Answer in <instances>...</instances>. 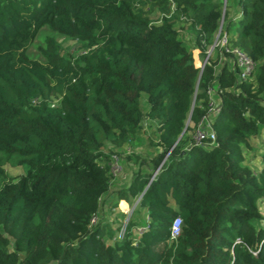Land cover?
Masks as SVG:
<instances>
[{
    "label": "trees",
    "instance_id": "1",
    "mask_svg": "<svg viewBox=\"0 0 264 264\" xmlns=\"http://www.w3.org/2000/svg\"><path fill=\"white\" fill-rule=\"evenodd\" d=\"M228 1L0 0V264H264V0ZM144 118L160 151L124 156ZM121 155L151 166L102 202Z\"/></svg>",
    "mask_w": 264,
    "mask_h": 264
},
{
    "label": "rangeland",
    "instance_id": "2",
    "mask_svg": "<svg viewBox=\"0 0 264 264\" xmlns=\"http://www.w3.org/2000/svg\"><path fill=\"white\" fill-rule=\"evenodd\" d=\"M228 5H229L228 6L229 13H231V15L235 16V14L237 12L236 0H229ZM154 17H156V16H154ZM47 35H51V32L48 30V28L43 27L39 30V32L36 35L33 43L27 49V52L29 53V55H31V57H33L39 61L44 60L43 55L41 53V49L39 47L43 46V39ZM184 36L191 38V34L188 32L184 33ZM55 37L62 47V54L66 55V56H70V55H76V54L80 53L79 42H77V41L74 42L71 39H69L68 37H63V36H59V35H56ZM218 39H219V37H218ZM218 39H217V41H218ZM217 41H216L215 45L217 43H220V44L223 43L224 40L222 38L219 40V42H217ZM211 49H212V46L210 47L209 51ZM193 52H194V59H195L194 62L197 63V65L203 66V64H204L203 61L201 62L198 58V50L194 49ZM211 101L213 102V100H211ZM214 106H217V103H215ZM140 107H141V111L143 113H145L149 107V103L147 101V97L145 94L142 95ZM155 128H156V122L155 121L144 118L142 120L141 129L135 133L134 137L132 139H130V141L127 144L120 147L118 151L121 152V154L123 153V155L127 154V153H132L134 156L138 155L142 158H147V159L153 158L160 151V149L156 146L157 136L155 134ZM205 131L209 132L208 129H206ZM262 131H263V129H262ZM255 141L258 142V140H252L254 145L256 143ZM111 148H112V145L110 144V142L107 141L102 145L101 150L108 151ZM258 152L260 153V150ZM124 156L119 157L117 160V164L121 167V169L113 175L112 180H111V182H112L111 190H109V192L104 194L102 202H104V199L107 202L110 201L112 198H115V192L117 190L122 189V188H126L136 171H138L140 169L143 172H145L151 166L150 163H143V162L141 163L135 157H132L130 159H126ZM247 156L251 158V156H252L251 151H247ZM247 164L256 170H259L261 168L260 156L257 155L255 158H253L251 160V162H248ZM6 172L9 176H16V175L22 174L23 170L20 167H6ZM105 205H106V209H107V204H105ZM127 208L128 209L126 211V217H123L125 220L122 217H120V213L122 210L119 207L114 209L116 213L114 214V216L113 215H111V216L113 218H115L116 216H118L116 214H119L120 220L126 221V219L130 215L133 214V217L138 220L139 225L141 227L143 225V219L145 217V212L144 211L141 212V210H139V208L135 209L134 207H133V211H132L131 206H128ZM131 212H132V214H131ZM107 214L108 213L105 214V216H104L105 218H109L108 216H106ZM104 217H102L100 210H99L98 211L99 220L103 219ZM134 231L137 234V232L139 230L136 229Z\"/></svg>",
    "mask_w": 264,
    "mask_h": 264
},
{
    "label": "built area",
    "instance_id": "3",
    "mask_svg": "<svg viewBox=\"0 0 264 264\" xmlns=\"http://www.w3.org/2000/svg\"><path fill=\"white\" fill-rule=\"evenodd\" d=\"M240 55H241L240 63L245 65L244 72H247L251 69L252 63L249 59H246L242 54H240ZM201 67H202V65H201ZM217 110H218L217 106H214L211 104L210 111L214 112ZM206 136H209L210 139L213 140L214 139V132L212 130H210L209 132H206L205 130L197 129L196 133L194 135V138H195L197 143H201V142H203V139L206 138ZM119 170H120V166L117 163L113 164L112 171L117 172ZM155 175L153 176L152 180L154 179ZM180 226H181V218L177 217L176 219H174L172 226H171V237L172 238H175L180 233Z\"/></svg>",
    "mask_w": 264,
    "mask_h": 264
},
{
    "label": "crops",
    "instance_id": "4",
    "mask_svg": "<svg viewBox=\"0 0 264 264\" xmlns=\"http://www.w3.org/2000/svg\"><path fill=\"white\" fill-rule=\"evenodd\" d=\"M129 205L126 203V202H123V201H121L120 202V204L118 205V207L122 210V212H125L126 213V211H127V207H128ZM134 207V206H133ZM114 211V210H113ZM100 213H101V215H102V217H104L105 216V214L106 213H108L106 216H108L109 218H105L104 217V219H107V220H112L113 218H112V216H110V213H109V211H108V208L106 209V205L105 204H103V206H102V208L100 209ZM127 220V219H126ZM137 229V228H136ZM135 229V230H136Z\"/></svg>",
    "mask_w": 264,
    "mask_h": 264
},
{
    "label": "water",
    "instance_id": "5",
    "mask_svg": "<svg viewBox=\"0 0 264 264\" xmlns=\"http://www.w3.org/2000/svg\"><path fill=\"white\" fill-rule=\"evenodd\" d=\"M217 37H218V35L216 36V38H215V40H214V43H213V45H212V48H213V46H214L215 43H216ZM191 110H192V109H191ZM191 110H190V111H191ZM190 113H191V112H190ZM189 116H190V115H189ZM188 121H189V118H188V120H187V122H186V125H187ZM186 125H185V127H186ZM184 130H185V128L183 129V131H184ZM183 131H182V133H183ZM182 133L180 134L179 138L181 137ZM179 138H178V140H179ZM178 140H177V141H178ZM177 141H176V143H177ZM156 172H157V171H156ZM156 172L153 174V176L156 174ZM153 176L151 177V179L149 180V182H148L147 185L145 186V188H144V190L142 191V193H141V195L139 196V198L136 200L134 206L138 203V201H139V199L141 198L142 194L145 192L146 188L148 187V185H149L150 182L152 181Z\"/></svg>",
    "mask_w": 264,
    "mask_h": 264
}]
</instances>
